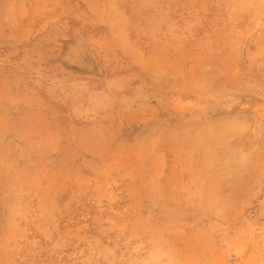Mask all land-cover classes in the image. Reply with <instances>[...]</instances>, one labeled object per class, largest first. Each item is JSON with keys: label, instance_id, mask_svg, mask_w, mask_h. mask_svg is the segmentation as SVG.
Returning <instances> with one entry per match:
<instances>
[{"label": "rangeland", "instance_id": "rangeland-1", "mask_svg": "<svg viewBox=\"0 0 264 264\" xmlns=\"http://www.w3.org/2000/svg\"><path fill=\"white\" fill-rule=\"evenodd\" d=\"M0 264H264V0H0Z\"/></svg>", "mask_w": 264, "mask_h": 264}]
</instances>
